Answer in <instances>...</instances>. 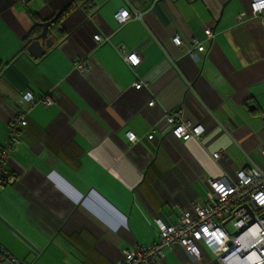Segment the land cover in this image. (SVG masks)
Returning a JSON list of instances; mask_svg holds the SVG:
<instances>
[{"label": "crops", "instance_id": "0c3cea01", "mask_svg": "<svg viewBox=\"0 0 264 264\" xmlns=\"http://www.w3.org/2000/svg\"><path fill=\"white\" fill-rule=\"evenodd\" d=\"M71 1L0 0V148L19 93L37 101L10 156L16 180L0 189V248L25 264H112L157 241L156 219L175 225L202 203L209 178L264 166V26L251 0H82L34 58L24 46L35 22ZM122 8L144 15L118 25ZM194 40L208 46L199 60L187 55ZM121 47L139 53L137 68ZM179 110L204 126L201 141L169 133L165 117ZM164 252V264L214 260Z\"/></svg>", "mask_w": 264, "mask_h": 264}, {"label": "built area", "instance_id": "2783aa9c", "mask_svg": "<svg viewBox=\"0 0 264 264\" xmlns=\"http://www.w3.org/2000/svg\"><path fill=\"white\" fill-rule=\"evenodd\" d=\"M27 1L23 0V3ZM143 15V12L131 13L122 8L114 14V20L123 25L131 19H141ZM251 16L264 26V0H251ZM204 33L210 43L214 31L206 28ZM94 39L100 44L107 42L99 34ZM172 42L176 46L182 45L179 36H174ZM194 44L189 47L187 55L199 60L208 46L198 40H194ZM119 51L125 63L133 69L141 64L139 53L127 52L124 47ZM77 67L84 68L81 64ZM134 87L141 89L143 81L139 79ZM19 94L20 111L9 123L8 139L0 148V189L16 180L8 168L10 156L20 144V132L27 127L28 115L37 103L31 91ZM42 102L46 106L53 104L49 98ZM154 105V101L148 104L150 107ZM165 121L169 133L184 142L192 139L201 141L205 134L204 126L187 120L181 110L168 113ZM126 135L131 143L138 141L132 132ZM148 138L152 139L153 135H148ZM213 156L219 160L223 155L216 152ZM207 185L206 199L187 208L177 224L169 226L159 219L155 220L157 241L125 250L122 258L112 264H164V249L176 246L181 247L192 261L203 262V252L206 251L221 264H264V166L254 163L242 168L233 177L222 175L209 178ZM0 257L8 264H25L1 248Z\"/></svg>", "mask_w": 264, "mask_h": 264}, {"label": "water", "instance_id": "95a60500", "mask_svg": "<svg viewBox=\"0 0 264 264\" xmlns=\"http://www.w3.org/2000/svg\"><path fill=\"white\" fill-rule=\"evenodd\" d=\"M74 1V0H72ZM71 1V2H72ZM64 9L59 11L53 19L44 22L41 24V32L36 35L35 37H32L27 41V43L24 46V49L27 50V52L32 55L34 58L38 59L46 54L48 49H51L54 47V40L49 36V30L51 25L57 20V18L62 14ZM213 264H221L218 259L213 260Z\"/></svg>", "mask_w": 264, "mask_h": 264}, {"label": "trees", "instance_id": "16d2710c", "mask_svg": "<svg viewBox=\"0 0 264 264\" xmlns=\"http://www.w3.org/2000/svg\"><path fill=\"white\" fill-rule=\"evenodd\" d=\"M82 0H74L71 3H69L63 10L62 14L57 18V20L51 25L50 30H54L56 29V27H58V25L61 23V21L63 20V18L69 13L71 12V10H73L75 8V6L77 5V3L81 2ZM49 30V31H50ZM41 32V25L40 23L35 22V27L33 30L32 35L35 34H39ZM50 33V32H49ZM31 35V36H32Z\"/></svg>", "mask_w": 264, "mask_h": 264}]
</instances>
